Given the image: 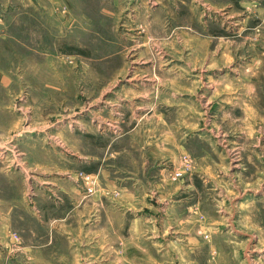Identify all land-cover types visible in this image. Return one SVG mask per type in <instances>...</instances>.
<instances>
[{"label":"rangeland","instance_id":"rangeland-1","mask_svg":"<svg viewBox=\"0 0 264 264\" xmlns=\"http://www.w3.org/2000/svg\"><path fill=\"white\" fill-rule=\"evenodd\" d=\"M2 205L0 264H264V0H0Z\"/></svg>","mask_w":264,"mask_h":264},{"label":"crops","instance_id":"crops-1","mask_svg":"<svg viewBox=\"0 0 264 264\" xmlns=\"http://www.w3.org/2000/svg\"><path fill=\"white\" fill-rule=\"evenodd\" d=\"M155 187H156V190H155L154 194H156V196L160 200L165 201L164 204L167 205L166 209L171 208L172 206H176L175 204H179L180 200L176 199L177 197L174 198L175 200H170V199H172L171 196L169 197V189L171 187H169V186L165 187L163 184H157V185H155ZM67 189H69V191L68 190L63 191V193L65 194V196H63V198L65 200H63V198H61V200H59L56 203V204H60V206L58 208H56L57 212L54 211L55 208L53 207V215L57 214L55 218L56 219L59 218L65 222H69V220L77 221L79 219H82L81 217H78L77 215L73 214L72 210L73 209H81L82 216H84V210H85V212L87 213L86 215H88L89 209H90L89 208V201L86 200V198H84L83 196H81L80 192L78 190H76V188L74 186L68 187ZM112 189H114V191H116L118 193V195L115 198L113 197V200H110V201H113V203L110 202L109 205L107 204V201H109V200L103 199L102 195H97L95 193L96 195L94 194L92 196V202L93 203H97V201H99V203H102V205H105L107 207L106 210L104 211V216H105V212L107 210H109V211H113L114 215H116L119 218H124V217L126 218L129 215H131L132 218H137V215H141V213H142V212H140L142 210V207L144 205H146V207H147L148 202L151 201V200H149V201L146 200L147 194L145 193V191H144L145 189L143 187L142 188H139V187L138 188H133V187L127 188L126 186L114 184ZM140 189H142L143 191H141ZM188 189L191 190L189 187H188ZM71 191H72V193L76 192L77 195L79 193V197L76 196V198L73 197L74 198L73 199L71 197V195L69 194V192L71 193ZM139 203H141V205H139ZM19 205H20L19 208L21 211H19V214L18 213L14 214L17 221L22 219L23 214H24L23 205L21 203ZM165 205H163L162 208H165ZM1 207H2L1 211L3 210V211H5V213L2 214V218H0V219L2 221H7L6 215L10 216V218H11V214L14 212L12 211V209L8 205L5 207H3V205H2ZM6 207H8V208H6ZM186 209H187V213L184 217L190 218V216H191L190 211L192 209L190 206L187 207ZM95 211H98V210H95ZM144 211H145V213L142 214L143 217L145 218L144 221H146L148 223V220L150 219L151 223H153L155 221L154 219L156 218V216H154L153 213L151 212L152 209H151V211H148V210H144ZM92 216H94V217L89 218L90 217L89 216L86 218V223L88 225L87 228L90 227L91 221H92V223H94L96 213L94 212V214ZM159 217H161L160 214H159ZM197 222H198V220H197ZM133 223H135V221ZM195 223H196V221L194 220L193 224H195ZM4 228H6V227H4ZM2 232L6 233L7 231L4 230ZM55 233L59 234L60 237L64 236L66 239L68 238L59 229H56ZM184 235H185L184 239L186 241H188L187 245H188L189 252L195 251L196 248L200 245V243H199L200 240L197 241L195 234H189V235L184 234ZM119 240H120V238H119ZM196 241H197V243H196ZM92 247L93 246H91L89 244H84L82 252H86L88 254L90 251H92V249H91ZM67 249L70 251L69 254H71L73 257H76L78 255V251H76L75 247L73 249H70V248H67ZM121 249L124 250L123 248H121ZM104 259L105 258L103 257V259H101L98 263H94L95 261H92L91 263L92 264H103L105 262Z\"/></svg>","mask_w":264,"mask_h":264}]
</instances>
